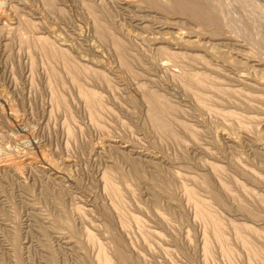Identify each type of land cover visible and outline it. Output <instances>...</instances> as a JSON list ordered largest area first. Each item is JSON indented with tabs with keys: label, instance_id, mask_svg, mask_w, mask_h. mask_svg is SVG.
<instances>
[{
	"label": "rangeland",
	"instance_id": "obj_1",
	"mask_svg": "<svg viewBox=\"0 0 264 264\" xmlns=\"http://www.w3.org/2000/svg\"><path fill=\"white\" fill-rule=\"evenodd\" d=\"M122 1L0 0V90L19 121L0 101V264H264L263 2L202 0L226 21L215 28L168 0ZM178 33L204 45L163 40ZM40 151L68 180L3 167Z\"/></svg>",
	"mask_w": 264,
	"mask_h": 264
},
{
	"label": "bare ground",
	"instance_id": "obj_2",
	"mask_svg": "<svg viewBox=\"0 0 264 264\" xmlns=\"http://www.w3.org/2000/svg\"><path fill=\"white\" fill-rule=\"evenodd\" d=\"M123 1L122 2L124 3V5L126 4V5L133 6V7L138 6V7L143 8V5H145L146 3L149 6H153V7L157 6V1L156 0H140V1H138V0H123ZM241 1H244V4L246 2L249 3V5L253 7L251 9H254V10L256 9V7H259V5H257L255 1H259L261 3L263 2V4H264V0H241ZM222 3H223V1H222ZM231 3H233V2H231ZM147 4H146V6H147ZM209 6H211V5L209 4ZM209 6L207 5V3L205 4L202 0H168L167 2H165V6L164 7L165 8H170V9L174 10V12H178L181 15L187 16L190 20L196 21L197 23H199L201 27H204L205 25H208L209 27L210 26H214L215 28H219V21H222L223 23H225L226 21L222 19L219 10L215 6H212V7L216 11L215 12L216 15L210 11V9L212 7H209ZM217 6H218V4H217ZM234 6H236V5H234ZM250 6H249V8H250ZM251 11H253V10H251ZM256 12H257V10H256ZM1 20H2V17L0 16V21ZM99 27H101V26L98 25V28ZM98 28H97V30H98ZM103 28H102V31L99 32L102 35V37H103V35H105V33H104L105 32V28L104 29ZM168 28L169 27H167V29ZM99 30H101V29H99ZM260 33H261V31H260ZM202 35L203 34L198 33V34H196L197 37L194 36L195 38H197L196 40H191L192 39L191 37H188L189 40L188 39L186 40L185 34L178 33V35H176L174 37L167 36L169 38H163V40L165 42L169 41L168 43H171V42L173 43V41H176L178 43H184L187 46H192L194 44H197L198 46H202V45H204L203 43H201L202 40H203L202 39ZM44 42L49 47V49L45 51V53L47 54V56L49 58L56 57V56L60 57L66 63V67L68 68V70L71 71L72 74L76 73L77 71H79L81 69V68H79V66H77V65H75V64L70 62L71 60H69V56H68L67 53H65V52H63L61 50H57L48 41H44ZM165 42H163V43H165ZM154 43H158V42H154ZM116 46L119 49V51H121L120 55H124V54H122V44L117 41L116 42ZM165 53H167V50H166ZM168 53H167V55H168ZM171 56L172 57H176L173 54L170 55V58H171ZM82 69H84V68H82ZM76 74H78V73H76ZM192 75L195 76L194 74H192ZM192 75L190 73H186V72L184 74L185 77H188L190 79H194V78L196 79L197 78V76L192 78ZM200 76H202V75H200ZM202 78H204V77L202 76ZM202 78H199V80L201 82L203 81V83H200V81L198 83L204 85V80H202ZM185 85L189 88L190 84H189V82H187V83H185ZM204 86H206V85H204ZM82 95L84 96L85 101L87 102L89 109H91V111L94 113L95 110H96V106L94 105L95 94L93 92L84 91L83 90L82 91ZM196 97H198L200 100L202 99V97L199 96V95H197ZM148 99L150 101V114H151V119H152V121L154 123V126L156 128L161 127V129H167L166 121H164V118L161 119L160 113H159V110H167V104L164 102V100L161 97H159V95L154 94V93H152V95H150V97H148ZM59 100L60 99L58 98V100H56V101L60 102ZM0 101L3 103V105L5 104L7 107H9L8 108L9 109L8 110L9 111L8 114H9V118L11 120V123L17 124L19 122L17 113L15 112L14 108L11 107L12 105L11 106L9 105V101H8L7 96L5 95L3 90H0ZM149 101H148V103H149ZM1 165H3V164H1ZM3 167L6 168V169L14 170L15 172H17V174L22 173L23 170H25L26 168H30V167L33 168L34 167V168H39V169L43 170L44 172H48V173H50L53 176L62 177V178H66V179L68 178V175L64 171L63 167H61L60 163L56 162L49 155H47L46 153H44L42 151H40L38 155H27V156H25L23 159H21L19 161H17V160L6 161L4 163V165H3ZM124 178H126V177H124ZM122 180L124 181L125 179H122ZM106 184H107V187L110 188V190L113 193V195L117 196L119 194V190L120 189L112 182L111 179L109 181H107ZM189 198H190V201L199 208V213L201 214V216L202 217L204 216L205 219H208L212 223L213 230L216 233L217 239L221 243H224V239H223V237H222V235L220 233L221 224L218 223L215 220V218L207 210L205 205L203 203L199 202L195 198V195L193 193L189 194ZM239 240L244 241L243 238H239ZM120 258H121V261H122L123 264H128V259H127L126 256L120 255ZM99 263L100 264H110L109 260L105 257L104 254L100 255Z\"/></svg>",
	"mask_w": 264,
	"mask_h": 264
}]
</instances>
